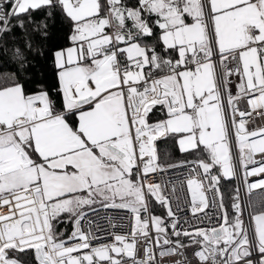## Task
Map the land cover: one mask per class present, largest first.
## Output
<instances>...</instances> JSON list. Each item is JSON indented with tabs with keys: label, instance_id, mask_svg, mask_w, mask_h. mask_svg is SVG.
<instances>
[{
	"label": "snow or ice",
	"instance_id": "1",
	"mask_svg": "<svg viewBox=\"0 0 264 264\" xmlns=\"http://www.w3.org/2000/svg\"><path fill=\"white\" fill-rule=\"evenodd\" d=\"M258 119L264 0H0V264H264Z\"/></svg>",
	"mask_w": 264,
	"mask_h": 264
},
{
	"label": "built area",
	"instance_id": "2",
	"mask_svg": "<svg viewBox=\"0 0 264 264\" xmlns=\"http://www.w3.org/2000/svg\"><path fill=\"white\" fill-rule=\"evenodd\" d=\"M254 116H255V114H254ZM256 126H264V119H258L256 121Z\"/></svg>",
	"mask_w": 264,
	"mask_h": 264
}]
</instances>
